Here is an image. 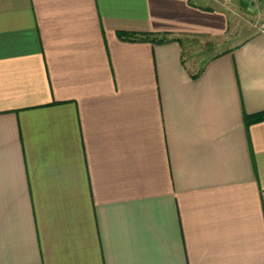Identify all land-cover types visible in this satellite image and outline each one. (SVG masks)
I'll return each mask as SVG.
<instances>
[{"label": "crops", "instance_id": "crops-1", "mask_svg": "<svg viewBox=\"0 0 264 264\" xmlns=\"http://www.w3.org/2000/svg\"><path fill=\"white\" fill-rule=\"evenodd\" d=\"M201 1L0 0V264H264V34Z\"/></svg>", "mask_w": 264, "mask_h": 264}, {"label": "rangeland", "instance_id": "rangeland-1", "mask_svg": "<svg viewBox=\"0 0 264 264\" xmlns=\"http://www.w3.org/2000/svg\"><path fill=\"white\" fill-rule=\"evenodd\" d=\"M241 2L245 5L244 9H242ZM200 3L227 10L226 12L232 17L233 24L234 22L236 24V29H242L243 32L247 29L250 31L256 30L257 24L264 17V0L262 3L257 0H202ZM231 3L236 5L234 9ZM233 40L235 41V39Z\"/></svg>", "mask_w": 264, "mask_h": 264}, {"label": "trees", "instance_id": "trees-1", "mask_svg": "<svg viewBox=\"0 0 264 264\" xmlns=\"http://www.w3.org/2000/svg\"><path fill=\"white\" fill-rule=\"evenodd\" d=\"M125 35H126V37H133L134 36V34H132V33H126ZM145 37L148 38L147 35H145ZM165 39L166 38H162L158 42H162L163 40L165 41ZM244 119H245V122L247 124L264 120V112L253 114V115H245Z\"/></svg>", "mask_w": 264, "mask_h": 264}, {"label": "built area", "instance_id": "built-area-1", "mask_svg": "<svg viewBox=\"0 0 264 264\" xmlns=\"http://www.w3.org/2000/svg\"><path fill=\"white\" fill-rule=\"evenodd\" d=\"M256 29L259 33L264 34V17L261 21L257 24Z\"/></svg>", "mask_w": 264, "mask_h": 264}]
</instances>
